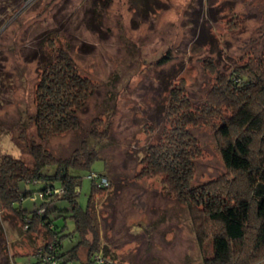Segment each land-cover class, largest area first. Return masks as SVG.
I'll return each mask as SVG.
<instances>
[{"label":"rangeland","instance_id":"obj_1","mask_svg":"<svg viewBox=\"0 0 264 264\" xmlns=\"http://www.w3.org/2000/svg\"><path fill=\"white\" fill-rule=\"evenodd\" d=\"M58 47L95 82V90L76 128L39 139L31 118L36 85ZM259 59L264 60V0H0V157L10 153L30 161L31 139L68 157L86 141L100 158L90 169L73 172L80 175L81 207L90 199L89 175L105 178L90 202L99 245L123 264H204L212 247L208 240L199 244L188 203L162 176L143 175L140 160L172 124L170 88L183 83L191 105H200L234 69L256 67ZM220 123L189 125L198 147L196 184L229 175L214 126ZM42 185L19 182L21 190L33 191L36 203ZM22 205L33 207L28 199ZM53 206L56 228L65 225L61 233L72 234L63 237L65 250L78 235L68 201L56 199ZM94 237L86 235L89 243ZM36 242L11 211L0 210V264H10L11 254L31 261L26 254ZM86 250L80 247L82 257ZM249 264H264V254Z\"/></svg>","mask_w":264,"mask_h":264},{"label":"trees","instance_id":"obj_2","mask_svg":"<svg viewBox=\"0 0 264 264\" xmlns=\"http://www.w3.org/2000/svg\"><path fill=\"white\" fill-rule=\"evenodd\" d=\"M55 55L54 60L43 65L35 90L31 118L39 139L76 128L79 111L95 90V82L78 70L66 49L58 47ZM262 62L264 60L259 59L256 67L246 64L242 70L234 69L224 84L208 91L200 105H191L183 93V83L170 88L167 115L172 124L161 140L148 145L140 160L143 175L162 176L168 189L188 203L199 244L208 240L212 247V254L204 256V264H249L264 254ZM225 110H229V114L221 115ZM215 119L221 120L214 126L222 139L219 151L229 175L196 184L193 180L198 147L189 125L209 124ZM91 135L99 136L95 129ZM27 146L30 161L10 153L0 157V210L11 211L22 231L34 235L38 243L26 254L31 256V261H18L15 256L20 254H11L9 263L123 264L97 242L96 217L90 202L94 187H104L99 183L102 175L90 177L93 184L86 207L77 202L80 175L73 171L90 169L92 162L100 158L96 149L83 141L70 156L61 157L35 139ZM22 180L42 181L39 203L33 191L20 189ZM26 199L33 203L31 209L22 205ZM56 199L68 201V215L78 235V242L65 250L63 237L72 234L61 233L65 225L58 229L53 223ZM88 232L95 236L91 243L86 238ZM80 247L87 248L84 257Z\"/></svg>","mask_w":264,"mask_h":264},{"label":"built area","instance_id":"obj_3","mask_svg":"<svg viewBox=\"0 0 264 264\" xmlns=\"http://www.w3.org/2000/svg\"><path fill=\"white\" fill-rule=\"evenodd\" d=\"M89 176L90 177H96L95 174H90ZM101 181H105V178L104 177L101 178ZM51 257H52V255H51ZM51 264H54V262L52 261Z\"/></svg>","mask_w":264,"mask_h":264}]
</instances>
